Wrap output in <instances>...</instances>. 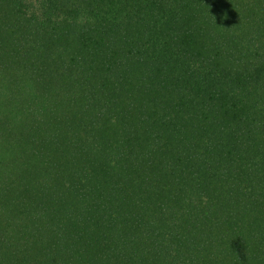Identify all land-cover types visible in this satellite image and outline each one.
<instances>
[{
	"label": "trees",
	"instance_id": "obj_1",
	"mask_svg": "<svg viewBox=\"0 0 264 264\" xmlns=\"http://www.w3.org/2000/svg\"><path fill=\"white\" fill-rule=\"evenodd\" d=\"M0 264H264V0H0Z\"/></svg>",
	"mask_w": 264,
	"mask_h": 264
}]
</instances>
